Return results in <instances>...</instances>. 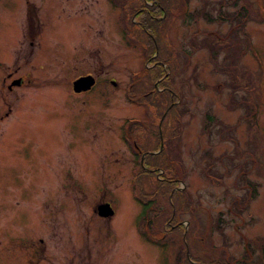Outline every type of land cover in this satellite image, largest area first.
I'll return each instance as SVG.
<instances>
[{"label": "rangeland", "instance_id": "374dc122", "mask_svg": "<svg viewBox=\"0 0 264 264\" xmlns=\"http://www.w3.org/2000/svg\"><path fill=\"white\" fill-rule=\"evenodd\" d=\"M110 1L0 0V264H208L194 249L191 223L206 235L204 243L238 257L246 238L264 236V0H253L243 24L252 50L233 58L241 74L249 66L261 75L253 89L247 77L242 83L224 72L229 56L223 61L218 50L214 63L198 45L205 33L229 27L216 18L219 8L229 14L244 0H188L186 11H168L162 24L174 65L131 25L135 2L117 0L119 10ZM89 68L99 81L73 91L76 72ZM8 71L21 80L5 91ZM248 94L256 99V118L247 117ZM125 133L159 153L141 158ZM169 137L179 169L162 164ZM248 182L254 196L237 214L234 194L245 195ZM175 188L188 193L189 208L179 205ZM104 199L111 215L96 210ZM143 213L151 238L142 231ZM39 233L46 255L39 260H46L28 262ZM253 248V257L241 258L264 264Z\"/></svg>", "mask_w": 264, "mask_h": 264}, {"label": "trees", "instance_id": "16d2710c", "mask_svg": "<svg viewBox=\"0 0 264 264\" xmlns=\"http://www.w3.org/2000/svg\"><path fill=\"white\" fill-rule=\"evenodd\" d=\"M130 1L135 2V4H133V7H135L137 5L136 4L137 0H129V1L126 0V3L129 4ZM158 1H159V3L157 4L158 5L157 13H158V15H161L159 19H157L159 16L157 17V16L151 15V10H150L152 7L151 3L148 4L145 2H143V3L141 2L144 5H143V9L140 10V13L138 16L141 20L144 21V26L140 27L139 29L142 30L145 33V35L148 37V40H149L148 47L150 46L152 48V52L157 47V49H158L157 51L161 52L162 55H165L168 58V60H170V64L172 65L176 51L173 52V49L171 46L172 44L170 42V38L168 37L162 22L167 20L166 15L168 14V11H170V10L175 11L178 8L179 9L183 8L182 11L183 12L186 11V9L188 7V0H158ZM218 1H219V3L224 2V0H218ZM115 2L117 3L118 1L115 0ZM230 2L235 3L236 1L230 0ZM123 3H125V2L123 1ZM120 5L122 6V3H120ZM127 7H129V5H127ZM253 8H254L253 0H244V1L240 2L235 8H232L230 10L229 14H227V13L224 14V12H222V10L219 8V12L217 13L216 18L227 19L230 22L229 27L224 32L212 31L214 33H211V32L205 33L204 35L201 36L202 37L201 44H198L199 46H203V47L207 48L210 60L214 63H217V57L216 56H217L218 50L223 52V56H222L223 61H224V59H226L229 56L230 58L228 60H226V62H225V63H227L226 66H224L225 63L223 64V62H222V67H223L224 72L227 70L230 75H235L236 81L242 80V83L244 82L245 78L247 77L249 80V85L253 82L254 77L257 78V75L261 79V75L258 73L256 74L255 69L247 66L248 68H245V67L244 68L250 72L245 71L244 72L245 77H244V74H241L242 68L240 66H235L233 58H234V60L239 59V58L241 60L242 55L246 50H249V49L252 50L250 47L249 34L244 30L243 24H244L245 19L248 17V15H250V10H252ZM199 11L205 18H207V19L212 18L211 15L207 14L206 9L200 8ZM133 24H135V22H131V25H133ZM147 27L151 28V30L149 29L150 32H148V30L146 29ZM239 29H240V32H239ZM131 30H132L131 27H129L127 32H130ZM208 31H210V30H208ZM148 34H150V35H148ZM194 39H195L194 34H192L191 37H188V41H189V43H191L192 46L194 45V42H195ZM243 40H245L244 44H242ZM148 47H145L144 51H146V50L149 51ZM227 49H230L229 50V51H231L230 55L226 52ZM223 50H225V51H223ZM149 55H150V53H148L145 56V58L149 59L148 58ZM157 60H159V59L157 58ZM144 64L145 63L142 64L141 68L144 67ZM149 67L150 66H147V67H145V69H149ZM174 68H175V66H174ZM151 71H152V73L155 72L154 69H152ZM254 74H256V76H254ZM133 75H136V74H133ZM257 79H259V78H257ZM133 80L134 79H132L129 83L130 88L131 89H137V88H133V83H132ZM165 82H166V86L168 87L167 90L171 92V88L173 89V87L170 86V78H168V76L165 78ZM251 88L253 89L254 85H250L249 87H247V89H251ZM152 89L153 88H149V89H147L148 91L144 90L143 93H144L146 98H148L147 95L150 92L149 90H152ZM176 93H178V92H176ZM255 100L256 99H254L253 94H248L246 97V100L244 101V102H246L245 106L247 108V111H246L247 117L249 115L250 118H256L257 109L255 106V103H256ZM173 101H175V100H173ZM176 103L177 102H173L171 105L176 106ZM172 109L173 108H171V111H173ZM176 121H178V119ZM171 137H175V135L173 134ZM171 137H169L167 139V142L163 141V146L161 148V155L160 156H161L162 164L164 166H166L167 168L177 167L179 169L178 164L176 163V160H175V157H177V156L175 155L176 151L173 149ZM157 144H158V142H156L154 147H156ZM139 147H140V149L142 148L141 145H139ZM142 149H144V148H142ZM136 151L140 155V150L136 149ZM151 152L152 151H146L145 155L146 154L152 155V154H158L159 153V152H156V153H151ZM152 167L153 168L156 167L154 165V163H153ZM155 169H157V167ZM246 186H247V189H246L247 193L245 195L234 194L235 198H237V200L234 202V207L231 205V209L235 213H241L242 208L244 206H247L249 201L254 196L255 187L249 182L246 184ZM173 192L177 197L176 199H177L179 205L181 206L184 203V206L189 208V205L187 204L188 203L187 202V200H188L187 194L188 193L184 192L183 189H179V188H175L173 190ZM141 201H142V203H144L143 200H141ZM151 203H153V201ZM151 203L148 206H151ZM185 207H182V208L180 207L181 208L180 210H182V209L186 210ZM229 207H230V205H229ZM217 216H218L217 218L219 219V217H220L219 214ZM176 219H178L177 215H176ZM162 220H164L163 216H162V219H160V221L162 222ZM160 224L162 225V223H160ZM190 225H191L190 230H189L190 234L195 233V238L192 242V243H195L194 249H195L197 254L205 255L206 258L211 260L212 262L209 264H230L236 258L239 259V262H244L246 264L247 263L246 260H249V258L253 257V253H254L253 246L259 247L261 250V255H264V238H258V237H264V236H258V237H253V238L250 237L249 238L250 240L249 239L247 240V238H246L245 242H244L243 250L238 257L232 256L230 253L227 252V249H225V248H223V249H225L224 250L225 255H221L222 254V252L220 251L222 249L221 247L215 246L210 242L204 243L203 241L206 240L204 238L206 235L203 232H200L199 226L198 227L195 226L194 223H191ZM180 228H182V227H180ZM190 240H191V235H190ZM188 244H191V243L188 242ZM201 245H203L204 248H209V250L211 248L212 250H214V252L211 254L209 251H204L200 247ZM212 245H213V247H212ZM192 248H193V245H192ZM219 252H220V254H218ZM227 254L229 255V261H226V259L228 257ZM180 255L182 256V258L186 257V254L183 252H181ZM257 255H259V254H257ZM241 257H243L246 260H244ZM214 260L219 261V263H216ZM185 261H186V259H185ZM175 264H179V263L175 262Z\"/></svg>", "mask_w": 264, "mask_h": 264}, {"label": "flooded vegetation", "instance_id": "af4514ba", "mask_svg": "<svg viewBox=\"0 0 264 264\" xmlns=\"http://www.w3.org/2000/svg\"><path fill=\"white\" fill-rule=\"evenodd\" d=\"M110 1V0H109ZM140 1H142V0H140ZM111 2V1H110ZM143 2H145V3H148V4H150L151 3V5H152V7H151V15H153V16H157V7H158V3H159V1L158 0H143L142 1V3ZM112 3V2H111ZM113 3H115L116 5H118V7H119V10H120V8L122 7L120 4H118V3H116V2H113ZM140 4V5H136V7H135V9H134V11H132V13H131V19L133 20V22H135V24L137 25V26H139V27H142V26H144V21L143 20H141L140 18H139V13H140V10L141 9H143V5L144 4ZM119 16L117 15V18H118ZM119 20H121L122 21V19H120V17H119ZM124 24V23H123ZM33 29H34V26H33ZM123 29H125L124 27H122L121 28V31L123 30ZM147 30H148V32H150L149 31V29L151 30V28H149V27H147L146 28ZM29 35V40H31V37H32V39H33V35L31 34V30H30V34H28ZM123 35V34H122ZM148 35H150V34H148ZM12 41V40H11ZM10 43V42H9ZM4 64V63H3ZM7 67V66H6ZM92 70H94V69H92V68H89V69H84V70H81L80 72H78L77 74H79V73H85V72H91ZM91 73H93L94 74V76H95V81L97 80V81H99L98 80V78H97V76H98V72H94V71H92ZM11 73H9V71L7 72V74H6V76H8L7 77V79H6V77L5 76H3V82H5V83H3V85L4 86H6L7 87V90H5V91H9V89H11V86L13 85V84H17V80L15 79L16 78V76H18L17 74L16 75H14V74H12V75H10ZM110 78V76L108 77V79ZM14 79V80H13ZM21 80V79H20ZM19 80V81H20ZM92 86V85H91ZM126 129V128H125ZM127 134H130L129 132H126ZM124 134V136L125 137H127V139L130 141V143L132 144V146H134L135 147V145H137L138 144V141H137V139H136V137H132L131 135H127V134ZM137 150H139L137 147H135ZM106 200V199H105ZM154 218H155V216H153ZM154 218H153V220H152V222L154 221ZM150 224V221H149V217H148V215L147 214H145L144 213V222H143V226H142V231L145 233V235L146 236H148L149 238H151L152 237V235H151V232H150V229H148V227L149 226H147V225H149ZM162 229H167V225L166 224H163V226H162V228H161V230ZM156 230V228H154L153 230H152V232L153 231H155ZM161 234H164V231H162L161 232ZM45 237H44V235H42V234H38L37 235V240H35L33 243H32V248H30V250H29V254H28V256H27V261L28 262H33V261H36V260H39L40 258H42V257H45L46 258V255H45V252H44V245L43 244H41L40 243V241H43V239H44ZM175 255L177 256L178 255V252L176 253V254H174V258H175ZM58 259V258H57ZM42 260H46V259H41V260H39V261H42ZM216 263H219V261H217V260H214ZM56 262H57V264H58V260H56ZM208 262V264L209 263H211L212 261L211 260H209V261H207ZM174 264H175V262H174ZM186 264H190V262H187ZM195 264H203L202 262H200V261H196V263ZM207 264V263H206ZM240 264H245L244 262H240Z\"/></svg>", "mask_w": 264, "mask_h": 264}, {"label": "water", "instance_id": "95a60500", "mask_svg": "<svg viewBox=\"0 0 264 264\" xmlns=\"http://www.w3.org/2000/svg\"><path fill=\"white\" fill-rule=\"evenodd\" d=\"M92 80H93V78L91 75H85V74L79 75L78 77H76L72 80L73 88L75 90H80L82 88H86V87L90 86ZM160 146H161V144H160ZM143 154H144V152L141 153V158H142ZM97 211H98V213H100L102 215H108V214H111L113 212V208L111 207V205L109 204L108 201H103L97 205Z\"/></svg>", "mask_w": 264, "mask_h": 264}, {"label": "bare ground", "instance_id": "6f19581e", "mask_svg": "<svg viewBox=\"0 0 264 264\" xmlns=\"http://www.w3.org/2000/svg\"><path fill=\"white\" fill-rule=\"evenodd\" d=\"M168 89V88H167Z\"/></svg>", "mask_w": 264, "mask_h": 264}]
</instances>
